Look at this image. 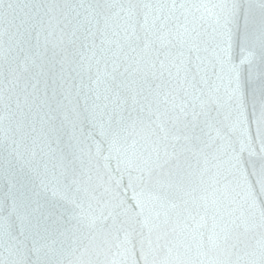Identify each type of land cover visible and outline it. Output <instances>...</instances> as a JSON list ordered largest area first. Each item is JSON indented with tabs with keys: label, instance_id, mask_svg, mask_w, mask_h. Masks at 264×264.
I'll return each mask as SVG.
<instances>
[{
	"label": "snow or ice",
	"instance_id": "1",
	"mask_svg": "<svg viewBox=\"0 0 264 264\" xmlns=\"http://www.w3.org/2000/svg\"><path fill=\"white\" fill-rule=\"evenodd\" d=\"M17 7L7 4L0 17L9 27L26 23ZM31 7L49 15L60 6ZM112 7L120 11L109 16ZM88 8L96 30L89 33L102 37L100 45L91 46L95 79L85 82L81 72L73 76L63 69L44 78L42 86L37 79L24 97L27 111L11 87L0 90L3 119L30 141L31 155L59 161L51 168L45 163L43 173L33 169L39 191L17 194L10 188L5 194L26 209L18 233L8 224L6 235L36 255L32 264H65L68 240L83 248L74 264H264V14L256 19L251 5L245 8L239 0L211 6L129 0ZM215 8L224 14L212 49V74L225 86L226 122L203 101L199 112L192 105L190 113L191 102L186 96L178 102L176 88L187 79L188 54L200 50L202 33L194 16L188 27L191 10ZM256 41L259 50H250ZM48 192L50 197L42 195ZM231 205L246 209L236 217ZM209 218L207 241L213 247L193 255L188 238L198 237L197 246L204 249L200 229ZM241 226L245 232L261 229L257 248L244 256L234 252ZM57 242L61 247H52Z\"/></svg>",
	"mask_w": 264,
	"mask_h": 264
},
{
	"label": "water",
	"instance_id": "2",
	"mask_svg": "<svg viewBox=\"0 0 264 264\" xmlns=\"http://www.w3.org/2000/svg\"><path fill=\"white\" fill-rule=\"evenodd\" d=\"M129 0H3V5L11 3L16 8V14L19 19H23L26 23L20 27H9L6 25L2 18H0V90L6 85L12 88L14 99L18 96L21 106L24 107V97L28 92H31V84L36 83L37 79L41 81L51 73L60 74L61 70L65 74L76 75V71L83 74L85 82H88V77L96 78V63L92 56V43L100 45L102 37L99 32L93 37L90 35L89 30L95 32L92 27L95 20L92 19L88 5L95 4H112V5H127ZM138 3L154 2V0H134ZM178 3L193 4H231L232 0H177ZM239 2L248 8L251 5L252 12L256 19H259L264 14V0H239ZM36 4L41 5H59L60 7L49 15H45V10L37 13ZM29 5L30 7H24ZM65 5L72 7L65 8ZM83 5L84 7H80ZM5 7H0V17L5 10ZM119 7H112L106 10L107 15L112 16L113 13L119 12ZM193 15L188 17V27L193 26V16L195 17L194 25L197 31L202 33V39L199 41V52L192 51L189 53L190 63L187 65L188 75L187 79H181L176 88L179 93L178 102L180 97H185L190 101L189 112L191 113L192 105L195 106L197 112L200 111L201 101L210 105L213 109V115H217L216 109H219L218 119L225 121L228 112L227 108V95L225 86L218 81L212 74L213 56L212 49L215 46L216 38L220 31V25L223 23V11L220 8L206 11L200 9L191 10ZM124 15L120 12V16ZM42 17V20H41ZM201 17H203L201 19ZM219 18V19H218ZM19 19L16 24H19ZM119 20V17L116 18ZM91 20V24L88 22ZM181 23L184 18H180ZM243 19L241 18V24ZM100 26H103V20L100 21ZM207 49V51H205ZM250 50H259V42L256 41ZM97 56L99 49H96ZM199 57L200 59H197ZM239 57V50H237V59ZM91 65V72L88 71ZM103 64L101 63V68ZM175 71V69H173ZM183 73L181 76L183 77ZM18 77L15 80L14 87L9 85V81ZM78 79V78H77ZM217 88L219 89L217 91ZM91 96V94H90ZM94 97L89 100L92 103ZM83 101L81 100V104ZM24 111L27 108L24 107ZM4 109L3 104L0 103V260H13L17 264H32L36 260V255L26 250V248L16 241L11 240L6 235L8 224H12L13 230L18 233L21 219L26 216V209L17 200H13L5 194L11 188L17 194L28 190L39 191L40 180L33 171L38 168L43 173V166L48 163L49 168L53 164L59 163L57 159L49 160L38 154L36 157L31 155L32 145L30 141L21 139L18 132L14 131L15 126L10 128L9 121L3 119ZM19 118V117H17ZM191 119V115H189ZM226 122V121H225ZM70 129L66 128L67 133ZM67 135H65V140ZM15 141V143H13ZM62 146V145H61ZM54 149L56 145L52 146ZM101 171H103L101 167ZM57 175L59 168L56 169ZM51 179V177H49ZM51 187V185H50ZM42 195L51 196V193H42ZM240 203H243V193L237 197ZM235 209V216L239 217L242 211H245L246 206L243 208L237 205H231ZM258 222V215H257ZM239 223V220H237ZM212 228V221L209 218L207 225L201 228L200 231L205 232V245L204 249L198 248V237L192 239L189 237V242L192 244V253L196 255L200 251H207L208 248L213 247L207 241V236L210 234ZM137 229L141 230V226L137 225ZM145 234L148 232V227L142 229ZM217 231H219L217 229ZM241 242L238 243L237 249L234 250L240 256H244L245 252L253 251L257 248V242L261 239V229L258 227H249L245 232L243 226L239 229ZM155 235H153V239ZM23 239V238H21ZM63 239V238H61ZM180 239H183L181 237ZM233 241L230 239L229 243ZM40 243H45L41 241ZM47 243L51 244V240ZM84 243H87L85 241ZM163 243V241H162ZM222 247L223 238L217 241ZM27 248H32V240L25 241ZM54 248H60L61 245L57 242L52 245ZM77 245L73 244L71 240L64 243V259L65 264H74L77 257L80 256L83 248L80 247L76 251ZM11 253V254H10ZM236 259V255L232 256Z\"/></svg>",
	"mask_w": 264,
	"mask_h": 264
}]
</instances>
